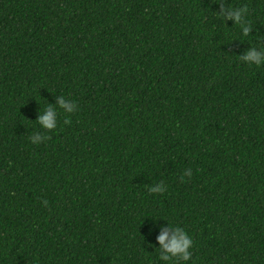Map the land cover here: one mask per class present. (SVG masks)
Instances as JSON below:
<instances>
[{"label": "trees", "instance_id": "trees-1", "mask_svg": "<svg viewBox=\"0 0 264 264\" xmlns=\"http://www.w3.org/2000/svg\"><path fill=\"white\" fill-rule=\"evenodd\" d=\"M229 6L247 9L248 39ZM250 46L264 0H0V264H163L168 225L192 239L189 264H264Z\"/></svg>", "mask_w": 264, "mask_h": 264}, {"label": "clouds", "instance_id": "clouds-1", "mask_svg": "<svg viewBox=\"0 0 264 264\" xmlns=\"http://www.w3.org/2000/svg\"><path fill=\"white\" fill-rule=\"evenodd\" d=\"M247 9L245 7H232L222 8L223 21L231 20L233 25L239 27L241 40L248 39V33L252 30L251 25L244 19ZM221 13H215L219 18ZM260 38L257 37V40ZM239 60L248 65L260 67L264 65V46H260L257 50L256 46H250L247 51L242 55L237 56ZM56 106L64 113L71 114L76 110V104L70 100H66L64 96H59L56 99ZM36 123L46 131H52L57 127V113L51 106H46L45 109L38 115ZM70 123L69 119L64 120V124ZM47 139L46 136L30 137V142L33 144L41 143ZM186 176L190 175V171L186 170ZM165 191L163 182L157 184L155 187H149V193H162ZM47 204V201H44ZM171 233V234H169ZM156 243L159 245L160 255L159 261L163 264H189L191 261V247L192 239L189 234L181 227H173L168 225L167 229H161L156 238Z\"/></svg>", "mask_w": 264, "mask_h": 264}]
</instances>
